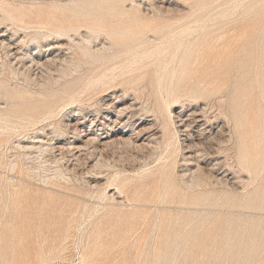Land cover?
<instances>
[{
	"label": "rangeland",
	"instance_id": "1",
	"mask_svg": "<svg viewBox=\"0 0 264 264\" xmlns=\"http://www.w3.org/2000/svg\"><path fill=\"white\" fill-rule=\"evenodd\" d=\"M137 23V43L111 34ZM91 30L96 50L112 48L103 66L84 55ZM3 39L12 46L0 45V264H264V171L254 166L264 146V0H0ZM202 45L217 62L182 82L185 50L193 61ZM132 49L141 64H128ZM37 53L49 68L31 64ZM209 77L219 84L202 93ZM26 90L52 110L13 112L7 94ZM67 115L84 134L97 127L75 144L85 148L73 151L79 161L21 148L73 143L61 136ZM96 136L97 168L86 148Z\"/></svg>",
	"mask_w": 264,
	"mask_h": 264
},
{
	"label": "bare ground",
	"instance_id": "2",
	"mask_svg": "<svg viewBox=\"0 0 264 264\" xmlns=\"http://www.w3.org/2000/svg\"><path fill=\"white\" fill-rule=\"evenodd\" d=\"M32 3V2H31ZM123 3V2H122ZM205 4V3H204ZM130 7V6H129ZM133 7V6H132ZM84 9V8H83ZM105 14V13H104ZM86 16H87V14H85ZM84 15V16H85ZM131 15V14H130ZM207 17H208V15L206 14H202V15H200V17H199V20H200V23L203 25V24H205V21H206V19H207ZM98 19L99 18H97V17H95L94 16V19L92 20V23H95V22H98ZM159 21V20H158ZM123 23V22H122ZM124 24V23H123ZM126 24V23H125ZM138 27H135L136 29H133L134 30V32H121L120 30H115V31H112L111 32V34L112 35H116V36H118V37H126V38H128L126 35H130V37H132V40L134 39V41H133V44H134V42L135 43H137V41H138V38H141V40L143 39V33H142V30L143 29H140V24L138 25V23L136 24ZM199 25V24H198ZM93 26H94V24H93ZM99 26H101V25H96L95 27L96 28H98ZM196 26V25H195ZM194 26V27H195ZM199 26H197L196 28H198ZM200 27H201V25H200ZM218 27V26H217ZM131 28V27H130ZM130 28H129V30H130ZM188 28H191L192 29V27H188ZM188 28H186V30L188 29ZM195 29V28H194ZM207 29V28H206ZM139 30V31H138ZM174 30V29H173ZM197 30V29H196ZM199 30H201V29H199ZM182 31V30H181ZM185 31V30H184ZM189 30H187V31H185L184 32V34L183 35H186V34H188L189 32H188ZM97 31L96 30H91V32L89 33V35H86V39L84 40V43H85V45H84V55L86 56V60H87V62H88V64H90V66H95L96 65V67H99V66H103V65H105V63H108V62H111L110 61V59L113 57L112 55H110V51L112 50V48H106L105 46H103L101 49H95L94 47H93V44H94V33H96ZM152 32V31H151ZM200 32V31H199ZM205 32V31H204ZM182 33H183V31H182ZM182 33H181V36H183L182 35ZM219 33V32H218ZM189 35V34H188ZM196 35H198V34H196ZM173 36V35H172ZM176 36H178V35H176ZM176 36H174V37H176ZM180 36V37H181ZM3 37H4V35H3ZM51 37V36H50ZM167 37V36H166ZM180 37H178V38H180ZM66 38V37H65ZM173 38V37H172ZM187 38V37H186ZM202 40L204 41V39H206L207 38V35H205V34H203L202 35ZM183 39H184V37H183ZM190 39H191V37H190ZM62 40V39H61ZM165 40V39H164ZM173 40V39H172ZM188 40V39H187ZM169 41H170V39H169ZM175 41V40H174ZM7 41L5 40V39H3L1 42H0V45L1 46H3V47H5V48H10L12 45H11V43L10 42H8V43H6ZM176 42V41H175ZM173 43V42H172ZM181 43V42H180ZM225 45V43H222V47ZM227 45V44H226ZM98 47V46H97ZM146 47V46H145ZM160 47V46H159ZM54 49H56L55 47L54 48H51V47H49V50H47V51H53ZM183 49V48H182ZM9 50V49H8ZM59 50V49H58ZM156 50V49H155ZM157 50H158V47H157ZM142 51V50H141ZM159 51H161V50H159ZM38 52V51H37ZM46 52V51H45ZM58 52V51H57ZM133 52H134V49H132V50H130L127 54L128 55H130L131 54V56H132V58H131V61H129V65H131V66H135V65H139V64H141V61L142 60H144V59H146V58H144V59H142L143 58V56L141 55V54H144V53H136V54H134L133 55ZM143 52V51H142ZM162 52V51H161ZM161 52H160V54H161ZM203 52H204V54H203ZM18 53V52H17ZM39 53V52H38ZM37 53V54H38ZM149 53V52H148ZM157 53V52H156ZM155 53V55H159V54H156ZM197 53V55H196V58H194V60L193 61H190L193 57H192V53H190L189 52V50L188 49H186L185 50V53H184V61L182 62V74H181V79H182V82H185V83H189V79H190V76L188 75V72L189 71H192L193 69H195V68H198V66L200 65V66H203V65H214V63L215 62H217V60H215L213 57H212V55L210 56V55H208L207 56V58H205L204 56L205 55H207L206 53H205V49H204V47H203V45H202V47H201V49H198V51L196 52ZM35 55V54H34ZM148 55H151V53L150 54H148ZM147 55V56H148ZM13 56V55H12ZM20 56V55H19ZM28 56H29V54H28ZM33 56V55H32ZM42 55H40V54H38V56L37 57H32L31 58V64H34L35 66H41V67H43V68H49V66L47 65L48 63H49V61H47V62H42V57H41ZM145 56H146V54H145ZM210 56V57H209ZM9 57V56H8ZM18 57V56H17ZM44 57V56H43ZM125 57V56H124ZM157 57V56H156ZM159 57V56H158ZM212 57V58H211ZM259 57V56H258ZM16 58V57H15ZM19 58V57H18ZM29 58H30V56H29ZM149 58H150V56H149ZM153 59H154V57H152ZM28 59V58H27ZM56 59V58H55ZM115 59V58H114ZM148 59V58H147ZM19 63H22L23 62V66H25V64H24V58L22 57V58H19ZM29 60V59H28ZM49 60V59H48ZM46 61V60H45ZM56 61V60H55ZM58 61H60V60H58ZM62 61V60H61ZM67 61V60H66ZM146 61V60H145ZM63 62V61H62ZM144 62V61H143ZM149 63H151V62H149ZM128 65V67H130ZM152 65V64H151ZM257 65V64H256ZM32 66V65H31ZM30 66V67H31ZM124 66V65H123ZM141 66V65H140ZM160 66V65H159ZM121 67V66H120ZM126 67V66H125ZM132 68V67H131ZM134 68H136V67H134ZM138 68V67H137ZM28 69H31V68H28ZM33 69V68H32ZM116 69H117V67H116ZM122 69V68H121ZM124 69V68H123ZM125 70V69H124ZM133 70V69H132ZM171 70V69H170ZM119 72H120V70H119ZM126 72V71H125ZM176 72V71H175ZM197 72V71H196ZM111 73H114L113 72V70H112V72ZM122 73V72H121ZM162 73V72H161ZM119 74V73H118ZM123 74V73H122ZM175 74V73H174ZM67 75V74H66ZM109 75V74H108ZM248 75V74H247ZM106 76V75H105ZM115 76V75H114ZM122 76V75H121ZM129 76V75H128ZM108 77V76H107ZM113 77V76H112ZM202 78V77H201ZM103 79H105L106 80V77L105 78H103ZM116 79V78H115ZM108 80V79H107ZM103 81V80H102ZM101 79L100 80H95V82L94 81H91L90 82V86H95V85H99L101 82ZM114 81V80H113ZM105 82V81H104ZM107 82V81H106ZM110 82V81H109ZM217 84H219V79L218 78H208V79H206L205 81H203V88H204V90L202 91V93L203 92H207L208 90H209V88H211L212 86H215V85H217ZM97 85V87H99ZM100 85H102V84H100ZM105 86V85H104ZM223 86H227V83H223ZM88 87V86H87ZM258 87V86H257ZM91 88H93V87H91ZM101 88V87H100ZM87 89V88H86ZM180 89V88H179ZM92 90V89H91ZM95 90H97V89H95ZM170 90V89H169ZM86 91V90H85ZM88 92V91H87ZM91 92V91H90ZM93 92V91H92ZM91 92V93H92ZM35 93V92H34ZM84 93V92H83ZM174 93V92H173ZM262 94V93H261ZM77 95V94H76ZM79 95V94H78ZM197 95H199V93H197V92H193V94H191V97L192 98H197ZM7 96H8V99H10L11 101H13V102H16V106H14L13 107V112H24L25 113V116H28V118H31V119H33V117L34 118H37V116H40V115H42V113L43 112H50L51 110H52V107H50V105L49 106H44V107H42L43 109L42 110H38V108L39 107H37L38 105H37V103L35 102V95L32 93V92H30V91H24L22 94H19V93H17V94H11L10 95V93H8L7 94ZM122 98V97H121ZM235 98H237V97H235ZM81 99V98H80ZM78 100V99H77ZM116 100H118V99H116ZM21 101H22V103H21ZM72 101V100H71ZM76 102V101H75ZM21 104L23 105V108L21 107ZM110 105H111V103H110ZM106 106V105H105ZM196 106V105H195ZM20 107V108H19ZM24 107H26V108H24ZM27 107H29V108H27ZM104 108V107H103ZM111 108H113V107H110V109ZM21 109V110H20ZM105 109V108H104ZM23 110V111H22ZM107 114H106V116L104 117V119H106L108 122H110V124H112L113 125V127L110 129L111 130V132H113V133H116L115 131H113L114 130V128L117 126L116 124H117V120H114V121H112V118H110V116H112V115H114V112L112 113V112H110V110H109V107H107ZM118 110V109H117ZM115 111V110H114ZM3 112H4V110H1L0 109V115H2L3 116ZM97 112V111H96ZM100 112V111H99ZM118 112V119H120V117H122V115L124 114V111H117ZM196 112V111H195ZM186 114V113H185ZM117 115V114H116ZM181 115V114H180ZM199 114H193V116H198ZM68 116V115H67ZM103 116V115H102ZM179 117V116H178ZM189 117V116H188ZM192 117V116H191ZM8 118V117H7ZM117 118V117H116ZM180 118V117H179ZM197 118V117H196ZM261 118V117H260ZM31 119H28V121L29 120H31ZM70 119H72V116H68V118L66 119L67 120V123H65L66 124V128L67 129H69V132H67V134H61V136H65V137H68L67 135H68V133L70 134H72V137L71 138H73L74 139V141H73V143L71 142H69V139L68 140H63V141H66V143H65V145L64 146H60L59 148H56V147H52L51 146V148H50V146H48V147H46V148H44V146H40V147H37L36 145H38V144H36V143H40V142H32L31 144H33V145H25V146H22L21 148L22 149H25V150H28V151H31V150H37V152H39L41 155H45V154H50V156H51V154H52V156H51V158H54L55 159V161H57V163H60V161H63L64 162V160H66V159H68V157H76V159H77V161H79V158L76 156V154H73V151L74 150H78L79 152H82V150H85V148H83L84 147V145H83V147H81L82 145H78V147L75 145L76 143H79L80 141H82V137L84 136H87V135H92V134H94V129L95 128H97L95 125V123H92V126H95V128H93L92 126L90 127V129H89V133H85L84 134V131L81 129V128H84V127H81V128H79V126L77 127V126H75L74 127V124L73 125H71L72 123H70ZM98 120V119H97ZM192 120V119H191ZM100 121V120H99ZM180 121H182V123H183V120L181 119ZM95 122V121H94ZM197 122H200V121H197ZM203 122V121H202ZM2 123V120H0V127H1V124ZM23 123V122H22ZM27 123H29V122H27ZM173 123V122H172ZM5 124V123H4ZM3 124V125H4ZM8 124V123H7ZM76 124H78V123H76ZM82 124V123H81ZM81 124H78V125H81ZM2 125V126H3ZM9 125H12V124H10L9 123ZM184 125V124H183ZM238 125L240 126V123H238ZM5 126V125H4ZM7 126V125H6ZM122 126H124V125H122ZM187 126V125H186ZM11 127V126H10ZM14 127V126H13ZM2 128V127H1ZM197 128V127H196ZM199 128V127H198ZM202 128V127H201ZM242 128V126H240V129ZM8 129V128H7ZM203 129H204V127H203ZM60 130V129H59ZM96 130V129H95ZM109 130V129H108ZM205 130V129H204ZM198 131V130H197ZM208 132V131H207ZM1 133H6V132H1ZM120 133H123V132H120ZM106 134V133H105ZM206 134V133H205ZM208 134V133H207ZM49 135V134H48ZM108 135V134H107ZM260 136L258 137V141H260L259 142V145H261L262 144V139H260V137H261V135H264V132H263V134H259ZM1 136V135H0ZM102 136V135H101ZM205 136V135H204ZM105 137V136H104ZM38 138V137H37ZM62 139L63 138H60L59 140L60 141H62ZM185 139V138H184ZM208 139V138H207ZM243 140H244V137L242 138ZM51 140V139H50ZM53 140H54V138H53ZM189 140V139H188ZM202 140V139H201ZM255 140V139H254ZM29 141V140H28ZM33 141V140H32ZM190 141V140H189ZM82 142H84V141H82ZM88 142V141H87ZM21 143V142H20ZM36 145H35V144ZM199 143V142H198ZM264 143V142H263ZM26 144V143H25ZM64 144V143H63ZM185 144V143H184ZM104 145V143H102L101 142V140H99V138H97V136L95 137V138H93L91 141H89L88 143H86V148H87V146H93V151H92V153L90 154H87V155H91V157L93 158L94 157V154H96V153H98L99 154V160L97 161V163H96V168L99 166V164H100V160H101V157H102V154H100V152H99V146H103ZM106 145H108V144H106ZM169 145H170V143H169ZM190 145V144H189ZM66 146H68L67 148H66ZM74 146V147H73ZM110 146H106V147H103V148H109ZM172 147V146H171ZM188 147V146H187ZM197 147V146H196ZM19 148V147H18ZM71 148H73V150L71 149ZM169 148V147H168ZM106 149V150H107ZM188 149V148H187ZM105 150V149H104ZM105 150V151H106ZM253 149H250V152H248V154H249V156H253V154H252V151ZM19 151H20V149H19ZM103 150H101V153H103L102 152ZM54 152H59V156H57V154L56 153H54ZM190 152V151H189ZM54 153V154H53ZM192 153V152H191ZM255 156H256V158H257V160H256V163H255V165L254 166H256V168H257V171H259V173H261L262 171H264V146H257V149L255 150ZM29 154V153H28ZM31 154V153H30ZM56 154V155H55ZM180 154V153H179ZM54 155V156H53ZM29 156V155H28ZM28 156H27V158H28ZM26 157V156H25ZM39 157V156H38ZM42 157V156H41ZM59 157V158H58ZM177 157V156H176ZM32 158V157H31ZM46 158V157H45ZM59 159V160H56V159ZM91 158V159H92ZM96 158V157H95ZM253 158V157H252ZM36 159H38V158H36ZM39 159H40V157H39ZM90 159V157L88 158V160ZM97 159V158H96ZM44 160V159H43ZM87 160V161H88ZM255 160V159H254ZM70 160L68 159L67 160V163L69 162ZM76 161V160H75ZM81 161V160H80ZM14 162V161H13ZM49 162V161H48ZM71 162V161H70ZM69 162V163H70ZM254 161H252V163H253ZM16 163V162H15ZM15 163H13V164H15ZM45 163V162H44ZM47 163V162H46ZM53 163V162H52ZM56 163V164H57ZM65 163V162H64ZM79 163V162H78ZM12 164V163H11ZM12 164V165H13ZM61 164V163H60ZM254 164V163H253ZM12 165H11V167H12ZM77 165V164H76ZM105 165H107V164H105ZM2 166V165H1ZM4 166V165H3ZM2 166V167H3ZM14 167V166H13ZM75 167V166H74ZM10 168V167H9ZM95 168V167H94ZM94 168H91V169H94ZM15 169H16V167H15ZM36 169V168H35ZM73 169H75V168H73ZM13 170V169H12ZM11 170V171H12ZM31 170H32V168H31ZM33 171V170H32ZM71 171H72V169H71ZM91 171V170H90ZM95 171V170H94ZM74 172V171H73ZM186 173V172H185ZM263 173V172H262ZM227 174V173H226ZM133 175V174H132ZM262 176V175H261ZM218 177V176H217ZM227 179V178H226ZM12 180V179H11ZM10 180V181H11ZM12 182V181H11ZM14 182H15V180H14ZM13 185V184H12ZM16 185L17 184H15L14 185V187H16ZM119 185H122V183L120 182L119 183ZM19 186H20V184H19ZM13 187V188H14ZM119 188V187H118ZM160 188V187H159ZM200 189V188H199ZM113 190V189H112ZM116 196V195H115ZM123 196V195H122ZM108 197V196H107ZM114 200V199H113ZM211 201V200H210ZM262 204V203H261ZM191 233V232H190ZM82 261H83V264H84V257H82Z\"/></svg>",
	"mask_w": 264,
	"mask_h": 264
}]
</instances>
